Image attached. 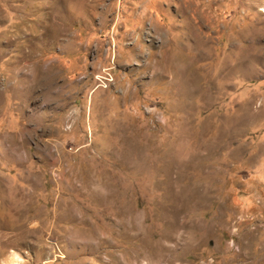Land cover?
I'll return each instance as SVG.
<instances>
[{
	"label": "rangeland",
	"instance_id": "rangeland-1",
	"mask_svg": "<svg viewBox=\"0 0 264 264\" xmlns=\"http://www.w3.org/2000/svg\"><path fill=\"white\" fill-rule=\"evenodd\" d=\"M0 264H264V0H0Z\"/></svg>",
	"mask_w": 264,
	"mask_h": 264
}]
</instances>
